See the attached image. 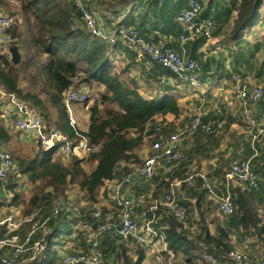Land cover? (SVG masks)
<instances>
[{
  "label": "trees",
  "instance_id": "16d2710c",
  "mask_svg": "<svg viewBox=\"0 0 264 264\" xmlns=\"http://www.w3.org/2000/svg\"><path fill=\"white\" fill-rule=\"evenodd\" d=\"M6 1L0 0V6L6 5ZM15 1L19 3L22 19H18L12 26L13 40L7 47L9 49L16 45L21 57L19 63L13 64L8 51L0 50V87L7 93H15L30 108L40 113L46 129L56 128L72 142L79 140L77 132L87 137L90 146L97 147L84 158L64 156L59 144L46 150L35 142L29 146L30 152L29 149L23 152L18 145L17 134L8 130L0 120V142L7 147L12 159H17L18 173L26 178L29 185L34 186L29 198L21 200L15 190L16 183L7 185L8 191L14 194L11 205L25 204L24 217H31L23 224L24 232L33 228L37 217L32 215L40 208L49 211L52 203L67 197L69 185L78 186L85 191L89 200L95 201L105 181L114 177L119 163L140 161L138 150L147 135V124L156 116L178 114L180 109L176 98L171 95L144 98L139 91L137 79L131 75V64L121 67L111 59L110 47H116L117 44L109 45L85 32L82 22H77L78 13L71 3L65 0ZM218 1L207 0L203 15L209 16L211 10L218 8ZM261 2L262 0H235L230 6L226 5L217 11L212 19L218 20L222 15L227 17L235 12L227 37L233 41L239 32L252 26ZM104 4L108 8L143 7L132 24L121 16L120 23L135 27L147 38L150 30L160 26L162 33L177 34L180 28L176 16L186 6L187 0H105ZM200 62L202 70L211 66V62ZM82 88L95 89L90 105L87 101L75 103L76 107L80 105L88 112L84 130L70 125L63 101L66 93ZM84 164L90 165V169L87 170ZM249 197L250 194L240 192L235 198L237 212H240L239 223L246 228L258 223L248 201ZM47 205L50 207H45ZM64 212L60 211L55 218L47 215V220L42 221L34 230L32 242L42 237V226L47 229L43 237L44 249L42 254L25 264H52L48 256L52 253L53 242L67 230L64 224L69 217ZM163 223L167 224L164 242L174 255L180 251L190 258L191 245L195 246L198 241H202L210 247L214 246L218 250L217 254L222 256H219L220 259L230 263L225 256L231 248L215 241L206 228L192 239L193 236L173 217L167 215L162 220L161 224ZM261 229L262 227L258 231ZM142 257L141 248L138 249L135 261L122 255L124 264H140Z\"/></svg>",
  "mask_w": 264,
  "mask_h": 264
},
{
  "label": "built area",
  "instance_id": "2783aa9c",
  "mask_svg": "<svg viewBox=\"0 0 264 264\" xmlns=\"http://www.w3.org/2000/svg\"><path fill=\"white\" fill-rule=\"evenodd\" d=\"M65 1L75 7L78 13L77 22H82L83 29L92 38L109 45L124 44L138 56H146L171 75L185 77L186 73L197 75L202 72V64L199 60L184 55L164 41L154 43L148 40L135 27L121 24L120 16H117L116 20H111L107 26L100 25L99 18L94 13V6L98 0ZM204 6V1L187 0L186 6L177 14L176 22L180 28L178 36L180 43L195 38H202L207 42L213 40L215 22L211 16L203 15ZM18 19L17 15L0 9V50L8 51L7 44L13 40L11 28ZM160 83L166 84V78H160ZM229 84L232 100L244 105L242 112L248 128L247 133L253 144L252 149L256 151L257 140L260 137L264 138V121H259L247 104L253 105L264 100V85L252 82L239 71L229 72ZM88 97L89 93L85 89L72 90L64 96L63 101L69 113V123L73 128L76 121L72 116V105L82 104L87 101ZM0 120L8 130L17 132L24 140L26 137L38 142L46 150L59 144L60 152L64 156L84 158L90 151L97 149L96 146L92 147L88 144L87 137L77 132L80 138L77 142H72L56 128L46 129L40 113L30 108L15 93H7L1 87ZM226 123V119L204 122L199 116H193L188 125L170 134L164 133L166 123L163 118H160L153 126H146L145 138L151 140L148 153L140 162L131 165L129 173L120 179L112 178L105 181L102 187L112 204L111 216L106 218L102 211L91 207L88 208L87 214L79 216L77 225L85 242V250L63 253L58 264H106L100 248L101 239L105 234L114 239L135 240L144 250H151L154 264H180L173 251L167 250V256L162 253L165 250L162 249L160 240L164 241L165 226L156 225L158 218L155 216L144 224H139L136 202L127 195V191L134 185L135 180L149 182L173 176L188 162L187 153L178 147L179 139L197 132L214 133L225 128ZM14 165L9 151L0 142V182L4 181L7 175L14 170ZM260 176L250 158L232 159L225 174V188L217 197L220 212L224 216L233 215L237 211L236 193L233 189L239 187L241 190H257L261 183ZM200 180H203L204 187L213 193L205 174L200 170H192L179 178L172 179L163 197L152 201V209L163 206L165 214L177 220L183 229L188 228L191 214L183 205V191L194 188ZM72 206L71 196L61 198L56 203L53 214L57 215L60 211L70 209ZM20 224V219L15 216L0 217V264H25L40 254L37 252L40 239L32 242L35 228L22 232ZM3 247H7V250L4 251ZM225 258L230 263L206 250L201 253V261L204 264H264V256L257 257L255 251L251 252L248 248L233 247L227 251Z\"/></svg>",
  "mask_w": 264,
  "mask_h": 264
},
{
  "label": "crops",
  "instance_id": "0c3cea01",
  "mask_svg": "<svg viewBox=\"0 0 264 264\" xmlns=\"http://www.w3.org/2000/svg\"><path fill=\"white\" fill-rule=\"evenodd\" d=\"M104 1L105 0L97 1L96 6H94V13L105 26H107L111 20H116L117 16L123 17L128 20L129 24H132V20L136 21L135 17L142 12L143 9V7L138 6H134L133 8H108L104 4ZM232 1L235 2V0ZM206 3L207 2H205V5ZM218 3V8L212 10L213 16L217 11H220L222 7L224 8L226 5H229L226 0H219ZM261 3H264V0H262ZM259 9L258 11H260ZM234 18L235 12H232L227 17L222 15L218 20H214L215 28L216 26L217 28L214 29V37L210 42H207L202 38H195L193 40H188L185 43H180L178 40L180 31L175 35L165 34L162 33L161 26L155 30H150L147 34V39L152 42L164 41L167 45L178 49L186 56L196 58L197 60L202 61V63L206 61L211 62L209 69L206 70L203 68L202 72L197 75L191 73H186L185 77L171 75L166 69L151 62L146 56H138L133 50L126 47L124 44L118 45L121 43H118L116 47H110V57L115 64L121 67L129 63L131 64V75L137 79L139 83V91L144 98H160L165 95H171L176 98L180 109L179 113L156 116L152 122L147 124L148 127L153 126L160 118H163L166 123L164 133L170 134L177 132L178 129L188 125L193 116H199L204 122L219 119H226L227 121L225 128L214 133L204 134L202 132H197L194 135L184 136L179 139L178 147L187 153L188 162L173 176L149 182L142 180L134 181V185L129 188L127 195L131 196L136 202L138 223L144 224L152 216H155L158 218L156 225H164L166 227V223L161 224L162 220L167 216V214H165V208L160 205V208L155 210L152 209V201L159 200L163 197L168 189V184L172 179L179 178L186 172L192 170H200L205 174L213 193L204 187L203 180H200L194 188L185 189L183 191V205L191 214V222L185 230L190 236H193H191L193 239L195 235H199L204 228H206L208 233L215 238V241L222 242L226 247H236L239 249L248 248L251 252L255 251L257 257H262L264 256V143L259 145V148L261 149L259 150L257 142L256 151H254L247 130L243 135H240L242 132L238 130L234 120L240 114L243 115L242 111L244 110V105L234 102L230 96L229 72L238 71V66L241 64L243 65V63L248 64V59L251 57L246 56L245 58L236 52L237 44H247V40H242L244 39L242 36L248 33V35H246L248 40L249 37L253 36L254 40L256 38L258 41H249L258 43L261 42V40L264 41V34H261L264 32L257 34V32H259L258 29L255 28V30H253L251 28H246L249 32H246V30L243 29L233 41L224 39L223 34L219 36L218 28L223 26L225 30L224 33H227L232 28ZM115 58H117L118 61H116ZM244 58L245 60L241 62L240 59ZM259 71H262V69ZM160 78H166V84L160 83ZM73 106H75V103ZM247 106L252 108L259 121H264V100L253 105L247 104ZM74 115L75 118L74 116L73 118L76 121L75 126L79 127L81 123L78 116H76L77 112ZM85 122V124H82L84 125L82 128L81 126L79 127L82 130L86 128L88 120ZM13 133H16L19 138L21 137L17 132ZM21 140L25 141L24 139ZM31 141L33 140H30V142ZM144 141L145 142L138 150V154H140L139 159L142 154L146 155L148 153V150L146 151V149L147 146L149 147L151 144V140H147L148 144H146V138H144ZM33 142L35 143V141ZM241 158H250L253 167L261 175L259 189L252 191L241 190L239 187L233 189L236 196L240 192L250 194L248 201L252 207L253 213L258 218V223L254 227L250 226L247 228L239 223L240 212L236 211L237 213L235 212V214L231 216H224L220 212L217 202V197L225 188V174L228 171L229 162L232 159ZM227 161L228 167L226 169V167L223 168L222 165ZM132 164L133 162L119 163L115 168L113 178L120 179L129 173ZM71 189L74 190V194L78 193L85 199V191L78 188V186H72ZM48 191L50 192L51 189L49 188ZM102 191V188H100L96 199L99 200L100 204L111 207L112 204H110V199H106L107 197L109 198L108 194L106 193L103 197L101 194ZM70 195L71 192L67 196ZM60 200L61 198L55 203H52V207L48 211L51 213V218L56 217V215L53 214V210L56 203ZM77 203L78 200L77 202H73V206L71 207L72 211L70 210L71 208L69 209L71 212L67 209L64 210L69 215V218L66 219V223L64 224V226H67L66 232L68 231V233L60 234L58 239L53 242L52 249L56 254L52 251L48 256V259L52 264H58L59 258L63 253L71 252L72 250L78 251L71 248L72 242L75 241V236L72 234L73 230L69 227L75 225L73 224L74 220H76L77 225V215L80 213L76 208ZM45 207L49 208L50 206L47 205ZM43 210L44 208H40L35 215H41ZM47 217L48 216L44 219L42 218V221ZM41 224L42 222L39 225ZM261 227L262 229L258 231ZM160 245L162 249L164 248L165 250L162 253L167 256V250L169 249L166 243L164 241L161 242L160 240ZM100 248L103 257L108 264H124L122 258L123 254L131 259V261H135L138 258V249L140 248L143 251V257L140 264H154L151 250H144L142 246L138 245L133 239L119 240L111 238L108 234H105L101 239ZM190 248V258L184 256L180 251L175 254V258L180 264H204L201 261V253L204 250L208 252L212 251L211 253L215 255L218 253V250H216L214 246L210 247L202 241H198L195 246L191 245ZM60 252L63 253L59 255L58 253ZM216 256H220V254H217Z\"/></svg>",
  "mask_w": 264,
  "mask_h": 264
},
{
  "label": "rangeland",
  "instance_id": "374dc122",
  "mask_svg": "<svg viewBox=\"0 0 264 264\" xmlns=\"http://www.w3.org/2000/svg\"><path fill=\"white\" fill-rule=\"evenodd\" d=\"M204 1L207 2V0H204ZM226 2L229 4L228 6H230L231 2H233V1L232 0H228V1L226 0ZM5 4L6 5L3 4L4 6H0V7H2V8H0L2 11L6 12V13H13V14L17 15L19 19L20 18L22 19L21 14H20V10H19V3L17 1H15V0H7ZM261 5H264V3H261ZM261 5H260V9H259L260 11L255 12V14L257 16L255 15L256 19H255L254 23L252 24V26L250 27L253 30H255V28L258 29L259 32H257V34H260V32H264V7H261ZM205 10H206V6H204V11ZM210 15L213 16L212 10H211ZM98 22H99L100 25H103V23L100 20ZM255 26H257V27H255ZM216 28H217V26H216ZM230 30L227 33H224L225 30H224L223 26H220V28H218V31H219L218 34H219V36L221 34H223L224 35L223 38L227 39ZM245 30H246V32L248 31L247 29H245ZM239 34H240V32H239ZM261 34H264V33H261ZM246 35H248V33L242 36V38H244L242 40H245V41L247 40V44L243 43V44L239 45V44L236 43L237 44L236 45V52H237V54L242 55V57H245V58H246V56H251V57H250V59H248V64H244L243 63V65L241 64V65L238 66V68H239L238 71L240 72V74H242V75L248 77L250 80H252V82L261 83L262 85H264V41L261 40V42L253 43L257 39L255 38V40H254L253 36H251V37H249V40H251L253 42H250L248 40V38L246 37ZM27 38L30 41L29 34H27ZM31 50H33V47L31 48ZM250 53H251V55H250ZM245 58L244 59H240L241 62H243L245 60ZM115 60L118 61L117 58H115ZM260 69H262V71H259ZM24 86H25V83H24ZM82 89L87 90V92L89 93V97L87 99V104L90 105L93 102V98H94V94H95L94 90L95 89L94 88H91V89L82 88ZM71 110H72V116H74V118H75L74 114H76V112H77L76 116H78V119H79V121L81 123V125L80 124L79 125L82 128V126H84L82 124H85L86 123L85 121L88 120V112L86 111V109L84 107L81 108L80 105L77 106V107L72 105ZM68 117H69V113H68ZM234 122L236 123V126H237L238 130L242 132L240 135H243V133L248 129L246 127L244 115L240 114L238 117H236ZM21 139H23V138L22 137H20V138L18 137V142L20 143L18 145L20 146L21 150L23 152H27L28 149H29V152H30V147L32 145H34L35 143L33 141L30 142V140L28 138H26V137H25V141H22ZM257 142H258L257 143L258 149L261 150L259 148V145L261 143H264V138H261ZM146 144H148L147 140H146ZM3 147L5 149H7V147H5V146H3ZM148 148L149 147L147 146L146 151L148 150ZM144 155L142 154L140 156V161L142 160ZM222 158H224V157H222ZM14 161H15L14 162V164H15L14 165V170L7 175V177H6V179L4 181L0 182V186H1L0 187V217H3L5 215H12V216H15L16 218H19L20 222H21L20 230L22 231L25 228V227H23V224L25 222H27L29 219H31V217L30 218H25L24 217V211L26 209L25 204L21 203L18 206L11 205V201L13 199V195L14 194L12 192L8 191L7 185L9 183L10 184L16 183V189L15 190L20 195L21 200L29 198V196L31 195L32 191L34 190V186L31 185V184L29 185L27 183L26 178L24 176H22L20 173H18V171L16 170V165H17L16 161H17V159L15 157H14ZM84 165H85V168L87 170L90 169V165H87V164H84ZM222 167L223 168L226 167V169H227L228 161L225 162V164L222 165ZM8 179H10L11 182L8 181ZM71 188H72V185H69V187L67 188V191H66L67 193L66 194L68 195L71 192L70 196L72 197L73 202L74 201L77 202V200H78V203L76 204L77 205L76 208H77V211L80 212V213L77 215V220H78L79 216H82L83 214H87L89 212L88 208H90V207L91 208H96V210L102 211V213L104 214V217H106V218L111 216V213L113 211L112 207H110L108 205L100 204L99 200H97V199L95 201H92V200H89L86 196H85V199H84V197H82L80 194H78V193L74 194V190L71 189ZM101 194L104 197V195L106 194V191L103 190ZM97 196H98V194H97ZM106 199L109 200L108 197ZM79 201H80L81 204L79 203ZM67 210L68 211H70V210L72 211V208L70 210L69 209H67ZM47 215H51V214L45 208H44V210H43L41 215L39 214V215L36 216L35 214H33L32 217L36 216L38 218L33 223L32 227L36 229L38 226H40L39 224L42 222V218L44 219ZM73 224H75V225L74 226H69L73 230L72 234H74V236H75V241L72 242L71 248H74L76 250H80V249L81 250L82 249L85 250V242L83 241V239L81 237V231H80L78 225H76V220L73 221ZM27 229L28 228H26V230ZM46 230L47 229L46 228L44 229L43 226L41 227L42 237L39 240V247H38V250H37V252H39L40 254H42L41 249H42V247L44 248V245H45V243L43 242V237H44V234H45ZM66 233H68V231L67 232L66 231L63 232L62 234H66ZM3 248H4V251L7 250V247H3ZM68 250H72V249H68ZM52 251L55 253V251L53 249H52ZM72 251H74V250H72ZM61 253H63V252H60L58 254L61 255ZM105 263L108 264L107 261H105Z\"/></svg>",
  "mask_w": 264,
  "mask_h": 264
},
{
  "label": "water",
  "instance_id": "95a60500",
  "mask_svg": "<svg viewBox=\"0 0 264 264\" xmlns=\"http://www.w3.org/2000/svg\"><path fill=\"white\" fill-rule=\"evenodd\" d=\"M8 52H9L8 56H9L11 62L13 64L19 63L21 54H20L18 47L16 45H13V46L9 47Z\"/></svg>",
  "mask_w": 264,
  "mask_h": 264
}]
</instances>
